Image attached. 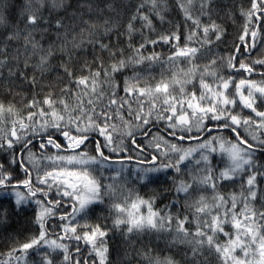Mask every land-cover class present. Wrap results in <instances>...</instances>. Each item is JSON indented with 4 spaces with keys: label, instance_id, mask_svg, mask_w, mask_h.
I'll return each instance as SVG.
<instances>
[{
    "label": "snow or ice",
    "instance_id": "1",
    "mask_svg": "<svg viewBox=\"0 0 264 264\" xmlns=\"http://www.w3.org/2000/svg\"><path fill=\"white\" fill-rule=\"evenodd\" d=\"M217 7L0 0V264H264V0Z\"/></svg>",
    "mask_w": 264,
    "mask_h": 264
},
{
    "label": "trees",
    "instance_id": "2",
    "mask_svg": "<svg viewBox=\"0 0 264 264\" xmlns=\"http://www.w3.org/2000/svg\"><path fill=\"white\" fill-rule=\"evenodd\" d=\"M170 2H171V0H170ZM216 3L218 5V7L213 13V18L217 19V22H220L224 18L223 13L226 12L232 6V0H216ZM172 19L174 22H179L180 20H182V17L177 15L174 12ZM191 143L195 144L196 141H192ZM125 163L128 164V163H134V162L125 161ZM221 190L224 191L223 189H221ZM228 191H232V189H229ZM141 195H143V192H141ZM159 247L161 249L164 248L163 242H160ZM129 253H130L129 258L134 256V253H132L131 249H129Z\"/></svg>",
    "mask_w": 264,
    "mask_h": 264
}]
</instances>
